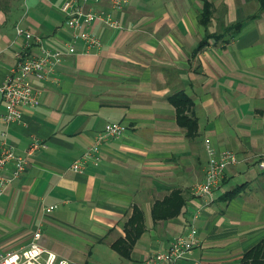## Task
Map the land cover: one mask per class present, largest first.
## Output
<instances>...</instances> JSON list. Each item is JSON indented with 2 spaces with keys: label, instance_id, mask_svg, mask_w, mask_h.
Returning <instances> with one entry per match:
<instances>
[{
  "label": "crops",
  "instance_id": "obj_1",
  "mask_svg": "<svg viewBox=\"0 0 264 264\" xmlns=\"http://www.w3.org/2000/svg\"><path fill=\"white\" fill-rule=\"evenodd\" d=\"M64 1L0 0V84L24 41L17 23L50 47L68 39ZM116 16L121 27L92 25L98 51L64 55L46 79L30 76L37 106L0 120V142L6 129L27 160L0 195V256L40 230L41 259L146 264L191 222L198 245L181 264H264V0H129ZM177 93L197 120L189 136L170 100ZM108 121L125 132L103 142L97 165L70 168ZM206 138L239 157L209 197L194 191ZM34 139L43 145L28 154Z\"/></svg>",
  "mask_w": 264,
  "mask_h": 264
},
{
  "label": "built area",
  "instance_id": "obj_2",
  "mask_svg": "<svg viewBox=\"0 0 264 264\" xmlns=\"http://www.w3.org/2000/svg\"><path fill=\"white\" fill-rule=\"evenodd\" d=\"M103 0H65L59 7L64 17L65 27L68 31V39L60 46L50 47L44 43L42 37L19 23L15 25L17 36L23 37L22 46L16 52L15 63L10 68L9 74L0 84V95L4 109L0 113L1 122L7 126L10 122L19 120L22 109L34 107L40 103V89L33 86L30 76L43 80L54 71L56 65L66 54L89 53L98 51L101 40L92 31L95 21L111 27H121L116 16L129 0H105L107 7H96ZM81 44V48L77 44ZM126 130V125L120 121H108L102 129L94 135V139L86 150L71 163L70 168L76 171L82 170L88 162L97 165L100 159V146L105 140L120 137ZM43 144L38 140H32L27 153ZM207 165L203 180L194 186V191L205 197H209L214 188L219 185L224 170L230 164L239 161V157L231 150L216 151L208 138L204 141ZM26 157L14 152L12 145L7 140L6 129L1 131L0 142V195L5 187L17 178L26 168ZM11 164L9 175L3 173L4 168ZM257 166L264 170V153L257 157ZM57 205L45 208L50 212ZM40 230L32 234L29 243L18 250H9L0 256V264H73L67 260L55 262V254L47 252L45 259H41L46 252L39 243ZM198 245V237L193 224L188 223L184 233H181L167 247H161L151 252L146 264H181L193 249Z\"/></svg>",
  "mask_w": 264,
  "mask_h": 264
},
{
  "label": "trees",
  "instance_id": "obj_3",
  "mask_svg": "<svg viewBox=\"0 0 264 264\" xmlns=\"http://www.w3.org/2000/svg\"><path fill=\"white\" fill-rule=\"evenodd\" d=\"M207 5V4H206ZM205 5V7H206ZM210 12L207 8L204 9V13L202 14V22L205 23L209 16ZM228 29L237 30L240 28V23H235L233 25L227 26ZM214 36L213 34H208L200 43V46L205 43V41L210 37ZM171 102L176 106L177 112V119L180 126H183L186 131V135L193 134L197 129V120L196 118L190 113L185 112L187 111L191 105V101L185 95L181 93L174 94L170 97Z\"/></svg>",
  "mask_w": 264,
  "mask_h": 264
}]
</instances>
